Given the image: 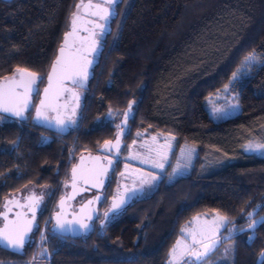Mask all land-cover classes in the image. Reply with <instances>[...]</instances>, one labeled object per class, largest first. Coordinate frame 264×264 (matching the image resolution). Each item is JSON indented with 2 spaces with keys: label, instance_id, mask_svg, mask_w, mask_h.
Here are the masks:
<instances>
[{
  "label": "trees",
  "instance_id": "1",
  "mask_svg": "<svg viewBox=\"0 0 264 264\" xmlns=\"http://www.w3.org/2000/svg\"><path fill=\"white\" fill-rule=\"evenodd\" d=\"M77 1L0 0V79L26 68L43 77L40 90ZM113 9L72 126L58 131L33 122L36 92L24 119L0 114V200L27 184L49 189L24 248L0 247V264H166L180 227L197 213H217L226 222L213 250L195 264H260L264 225H245L249 213L264 217V155L242 146L260 140L264 126V0H116ZM252 53L256 60L245 63ZM219 93L236 100V113L210 116L208 100H223ZM129 102L123 144L137 129L168 132L174 149L195 148L187 173L166 182L163 172L148 194L101 222L117 159L91 230L53 233L50 214L70 165L113 140L105 113Z\"/></svg>",
  "mask_w": 264,
  "mask_h": 264
},
{
  "label": "rangeland",
  "instance_id": "2",
  "mask_svg": "<svg viewBox=\"0 0 264 264\" xmlns=\"http://www.w3.org/2000/svg\"><path fill=\"white\" fill-rule=\"evenodd\" d=\"M86 3H96L108 8L109 10V14L105 19H101L96 15L91 16V18L99 24L98 27L95 28V31L93 33V38L95 40V52L93 53L92 57L94 59L96 51L99 47L100 39L104 32L107 30L109 20L113 15L114 3H110L109 0H78L75 4L72 14L70 15L67 29L71 28L74 16L84 15L81 11V6L85 5ZM77 5H80V7L78 8ZM101 25L103 27H100ZM234 73L235 72L230 75L229 79L233 77ZM83 82L84 80H81L78 85H74V87H72L78 98L76 105H74L72 108L71 115L67 118L69 123L68 127L72 126L76 118L80 104V97L82 94L80 87ZM218 97L223 100L215 102L214 100L216 97L210 98L208 100L209 104H207V109L212 118L229 116L238 111L237 102L236 100H233L230 95H223L222 93H219L217 95V98ZM132 112L133 102H129L124 109H109L106 111L105 117L110 121L114 128L113 140L116 143L117 137L119 136V146L115 154H113L111 149L112 142L102 150H97L95 152L109 159L112 163L117 159L120 160V169L115 174V189L120 190L122 187H124L127 190L125 194L127 193L131 196V198H134L136 196L148 194L153 189L163 172L166 174V182H170L175 177L187 173L195 155V148L188 143H181L178 148L174 149L175 140L170 133L162 131L150 132L146 129L135 130L130 140L123 144L122 136L127 132V120L131 117ZM49 116L50 114L47 112V117ZM117 125H119L120 127L118 128ZM258 136L260 140L250 139L246 141V143H244V145L242 146V150L245 152L253 153L255 155L263 156L264 150H253L246 147L249 143H264V126L259 130ZM121 144H123V146L120 149ZM190 149H192L193 151L189 156ZM156 164H163V167H156ZM166 168L167 170H165ZM153 177H155V179H153ZM118 183H120V185H118ZM130 185H133L131 186L133 190L129 193L128 189ZM65 189L66 186L64 185L63 190ZM48 195L49 189L46 186L27 184L20 188L18 191L8 193L6 196H15L20 201H22L24 197L38 198L39 203H33L34 205H36V208L34 210L35 213L39 208L44 207V203L46 202ZM87 196H89V193H85L76 197V199H74L73 201V204L79 203ZM1 211L2 208L0 206V212ZM110 217H112V215L104 219V221L109 219ZM221 217L222 216L217 213H197L191 215L182 224L179 229V234L174 239L172 245L169 247L165 263L195 264L197 261L207 256L215 247L212 246L211 242L215 241V244L217 243L219 232L225 225L226 220L224 217V219H221ZM248 223L245 225V228H248ZM204 245H208L211 249L207 252V254H204ZM182 252H184L185 254L183 255V257L178 259V256H180V253ZM198 254H200L199 258H197ZM206 264L218 263L216 259H210Z\"/></svg>",
  "mask_w": 264,
  "mask_h": 264
},
{
  "label": "water",
  "instance_id": "3",
  "mask_svg": "<svg viewBox=\"0 0 264 264\" xmlns=\"http://www.w3.org/2000/svg\"><path fill=\"white\" fill-rule=\"evenodd\" d=\"M68 33H71V35L67 36L66 43L65 37ZM61 47H64L65 49L61 64L58 65L57 74L53 76L52 88L46 98L44 89L48 87V74L52 71V66L57 58L61 57ZM94 52L95 40L92 31H89L86 34H80L73 29H67L64 32L60 44L56 48L55 55L44 75V82L39 90L38 99L32 108L31 119L33 122L58 131H63L68 127L69 123L67 118L71 115L72 108L76 105L78 98L72 87L78 85L81 80H84L78 73L85 67L87 73L89 72ZM65 67H67L68 70L61 71V69ZM19 69L24 70L25 72L35 73L26 68ZM19 78L20 73L17 72V70L10 75L1 78L0 89H14L15 92L22 93L23 89L15 88L14 84V80H19ZM34 93L35 91L31 93L28 109L30 108L32 95H34ZM45 99H47L52 106L43 108L42 111L46 117L48 111H51L52 115L47 117V119L41 118L38 120L36 118V108L40 107V101ZM27 110L24 111L23 117L14 116L11 112L0 111V114L12 119L22 120L24 119ZM57 120H62L64 122L63 125L57 124ZM106 142L108 143L106 144ZM106 142L102 143L97 150H102L111 142L112 145L116 144L114 140ZM111 149L113 154H115L117 148L111 146ZM112 164L113 163L109 159L103 157L97 152H81L76 156L74 162L68 169V179L65 183L66 189L57 197L55 201V209L50 214L49 229L53 233L61 236L76 237L85 235L91 230L92 221L97 216L98 205L102 199V189L107 181L108 173L112 168ZM118 185H120V183H118ZM90 191H92L91 195L85 197L79 203L73 204L76 197ZM113 191L115 193L113 192L108 200L107 207L102 213L101 222L110 215L117 214L132 199L130 195L127 193L125 194V192H121L118 189L114 188ZM97 197H99V199H97ZM89 201H91V203H89ZM114 203L120 204V207L118 209H113L112 205ZM106 212L108 213L107 217L105 216ZM31 214L30 220L33 224L34 220L32 217L33 214L35 215L34 210ZM58 217L59 220L66 225L68 230H60L56 227ZM89 217H91V219H89ZM82 224L88 225V228L81 227Z\"/></svg>",
  "mask_w": 264,
  "mask_h": 264
},
{
  "label": "snow or ice",
  "instance_id": "4",
  "mask_svg": "<svg viewBox=\"0 0 264 264\" xmlns=\"http://www.w3.org/2000/svg\"><path fill=\"white\" fill-rule=\"evenodd\" d=\"M109 2L114 3L115 0H109ZM77 7L79 8L80 5H77ZM104 12H105V15L101 16L100 17L101 19H105L106 16L109 14L107 9H104ZM75 24H76V18L74 16V19L72 20L73 28H75ZM100 27H103V26L101 25ZM68 35H71V33L66 34V37H65L66 43H67ZM64 50H65L64 47H61L60 49L61 57L57 58L56 62L52 66V71L48 74V82H49L48 87L44 89L46 98L48 97L49 91L52 88L53 76L56 75L58 72V65L61 64V59L63 57ZM254 60H256V56L254 53H252V54H249L247 57H245L244 62L248 63ZM66 70H68L67 67L61 69V71H66ZM17 72L20 73V78L19 80H14L15 88L23 89V92L22 93L15 92L14 89H10V90L0 89V111L11 112L14 116L23 117L24 111L28 109L31 93L35 91L36 94L39 95V89L36 88L35 86L37 85L38 81L39 82L43 81V77L37 75L36 73L25 72L24 70H20V69H17ZM78 74L81 75L83 79H86L87 78L86 67L83 68ZM235 76L236 74L234 73L233 74L234 79H235ZM226 89H227V86H225V90ZM51 106H52L51 103L47 101V99L41 100L40 107L36 108V118L38 120L41 118L47 119L42 109L51 107ZM63 123L64 122L62 120H57V124L63 125ZM117 127L119 128L120 126L117 125ZM107 143L108 142H106V144ZM118 146H119V136L117 137L116 144L112 145V147L118 148ZM246 147L248 149H253V150H264V143H257V144L249 143ZM192 151H193L192 149L189 150V156L191 155ZM155 166L162 168L163 164H156ZM153 179H155V177H153ZM30 199L33 200L34 204L39 203L38 198L33 197ZM97 199H99V197H97ZM89 203H91V201H89ZM119 207H120V204L114 203L112 205L113 209H118ZM107 215L108 213L106 212L105 216L107 217ZM248 215H249V220H250V222L247 225L248 229L254 230L257 227V225H264V217H261L259 220H253L251 218L252 213H249ZM5 219H7V217H5ZM32 219L33 220L35 219L34 214H33ZM89 219H91V217H89ZM221 219H224V218L221 217ZM31 225H32L31 220L27 221V224L24 227L14 226L10 229L9 225L5 224L4 228L0 229V242L5 243L7 246H10L13 249H17V250L23 249L26 243V239L28 237V233L31 232ZM56 227L60 230H65V231L68 230L66 228V225L59 220V217L57 218ZM81 227L88 228V225L82 224ZM211 243H212V246L214 247L215 241H212ZM204 248H205L204 254H207V252L211 250L208 245H204ZM199 255L200 254L197 255V258H199ZM261 257L264 258V252L261 253ZM260 264H264V259L261 260Z\"/></svg>",
  "mask_w": 264,
  "mask_h": 264
},
{
  "label": "flooded vegetation",
  "instance_id": "5",
  "mask_svg": "<svg viewBox=\"0 0 264 264\" xmlns=\"http://www.w3.org/2000/svg\"><path fill=\"white\" fill-rule=\"evenodd\" d=\"M104 9L108 10V8L102 5L96 4V3H86L85 5H82L81 11L83 12L84 15L75 16L76 18L75 28H73V25H72L71 28L69 29H73L79 32L80 34H86L87 32L92 31V34H93L95 31V28L98 27L99 24L96 21H94L91 18V16H95V15L98 17L104 16L105 15ZM48 113L50 114V116L52 115L51 111H48ZM131 186L133 185H130L128 192H132L133 189ZM120 191L127 192V190L124 187H122ZM86 193H89V195H91L92 191L86 192ZM30 198L32 197H24V199L20 201L15 196H12V197L4 196L1 199L2 201L0 203V206L2 208V211L0 212V216H1L0 229H3L5 224H8L10 229L14 226H20V227L26 226L27 221L30 220V217L32 215L31 213L36 208V205L33 204V200ZM5 217H7V219H5ZM33 225H34V221H33L31 228H33ZM0 247L6 248L9 250H17V249L11 248L10 246H7L3 242H0ZM17 251H20V250H17Z\"/></svg>",
  "mask_w": 264,
  "mask_h": 264
},
{
  "label": "crops",
  "instance_id": "6",
  "mask_svg": "<svg viewBox=\"0 0 264 264\" xmlns=\"http://www.w3.org/2000/svg\"><path fill=\"white\" fill-rule=\"evenodd\" d=\"M184 254H185L184 252L180 253V256H178V259L183 257Z\"/></svg>",
  "mask_w": 264,
  "mask_h": 264
}]
</instances>
